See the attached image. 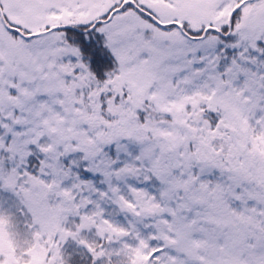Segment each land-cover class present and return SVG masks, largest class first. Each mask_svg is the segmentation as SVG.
<instances>
[{"label":"snow or ice","instance_id":"snow-or-ice-1","mask_svg":"<svg viewBox=\"0 0 264 264\" xmlns=\"http://www.w3.org/2000/svg\"><path fill=\"white\" fill-rule=\"evenodd\" d=\"M0 264H264V0H0Z\"/></svg>","mask_w":264,"mask_h":264}]
</instances>
